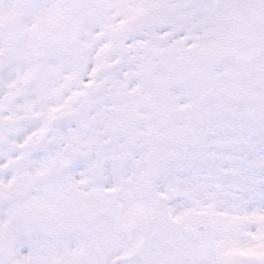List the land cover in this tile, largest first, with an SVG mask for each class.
Segmentation results:
<instances>
[{
	"label": "snow or ice",
	"instance_id": "snow-or-ice-1",
	"mask_svg": "<svg viewBox=\"0 0 264 264\" xmlns=\"http://www.w3.org/2000/svg\"><path fill=\"white\" fill-rule=\"evenodd\" d=\"M0 264H264V0H0Z\"/></svg>",
	"mask_w": 264,
	"mask_h": 264
}]
</instances>
